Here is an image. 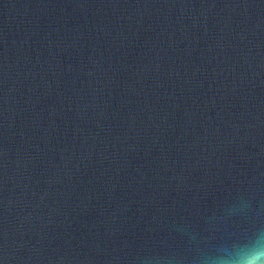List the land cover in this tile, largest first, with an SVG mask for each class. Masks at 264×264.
<instances>
[{
  "label": "water",
  "instance_id": "water-1",
  "mask_svg": "<svg viewBox=\"0 0 264 264\" xmlns=\"http://www.w3.org/2000/svg\"><path fill=\"white\" fill-rule=\"evenodd\" d=\"M261 244L264 0H0V264Z\"/></svg>",
  "mask_w": 264,
  "mask_h": 264
},
{
  "label": "clouds",
  "instance_id": "clouds-1",
  "mask_svg": "<svg viewBox=\"0 0 264 264\" xmlns=\"http://www.w3.org/2000/svg\"><path fill=\"white\" fill-rule=\"evenodd\" d=\"M211 264H264V244L239 256L227 259H213Z\"/></svg>",
  "mask_w": 264,
  "mask_h": 264
}]
</instances>
